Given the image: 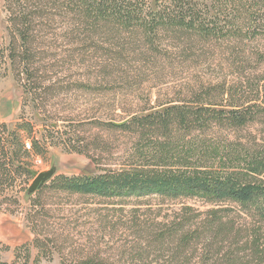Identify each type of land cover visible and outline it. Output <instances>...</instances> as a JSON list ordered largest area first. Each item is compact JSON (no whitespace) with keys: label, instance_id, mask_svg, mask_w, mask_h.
Segmentation results:
<instances>
[{"label":"trees","instance_id":"obj_1","mask_svg":"<svg viewBox=\"0 0 264 264\" xmlns=\"http://www.w3.org/2000/svg\"><path fill=\"white\" fill-rule=\"evenodd\" d=\"M3 3L9 43L0 49V65L8 61L26 98L30 94L34 98L43 96L53 88L46 85L47 81H55L46 78L48 71L44 70L43 44L48 40L43 29L54 30L56 18L67 19L79 34L126 31L138 33L150 45L159 38V43L172 45L180 55L190 52L200 56L197 50L217 47L221 63L240 79L244 76L235 70L264 59L245 48L248 42L264 35V0ZM249 80L254 81L250 92L242 84H229L226 77L208 89L202 85L193 89L192 99H171L141 111H124L126 116L119 120L99 122L118 136L113 146L101 140L89 143L74 129L70 136L76 137L66 144L67 151L90 157L99 173L73 177L57 174L29 197L27 220L35 246L46 253L62 237L58 229L50 232L47 228L50 221L59 224L56 218L51 220L49 199L64 200L75 195L101 201L159 196L169 201L197 200L211 206L201 211L184 204L170 222L157 223L154 239L158 244L173 246V259L181 264L194 260L197 264H264V128H259L264 125V82H260L264 74H253ZM219 96L227 100L212 101ZM31 128L30 122L19 124L13 132L2 126L0 195H5L27 171L29 154L42 153L37 141L24 139ZM244 133L250 137L242 136ZM105 153L109 160L103 156ZM10 198L20 206L19 199ZM142 243H137L136 252ZM199 244L204 247L199 249ZM0 264L10 263L0 258ZM78 264L109 263L97 254H87Z\"/></svg>","mask_w":264,"mask_h":264},{"label":"rangeland","instance_id":"obj_2","mask_svg":"<svg viewBox=\"0 0 264 264\" xmlns=\"http://www.w3.org/2000/svg\"><path fill=\"white\" fill-rule=\"evenodd\" d=\"M152 1L148 0L149 4ZM7 19L0 0V49L9 43ZM56 21L54 30L43 29L48 40L43 44V64L47 67L44 70L48 71L46 78L55 81H47L46 85L53 88L46 94L24 97L8 61L0 65V136L3 125L13 132L19 124L30 122L32 130L24 133V139L37 141L42 151L29 154L25 161L27 171L8 188L6 198L0 195V258L10 264H78L83 256L97 254L109 264H181L172 258V245L156 243L157 223L170 222L184 204L201 211L211 208L203 202L169 201L159 196L92 201L64 194V200L56 197L47 201L53 209L51 220L56 218L59 223L50 221L47 228L50 232L58 229L62 237L46 254L33 242L25 189L38 173L53 165L58 174L70 177L99 173L98 165L90 157L67 151L66 144L76 137L70 136L74 129L89 143L101 140L106 146H113L118 136L99 122L119 120L126 116L124 111H141L171 99H192L193 89L201 85L208 89L210 84L222 83L226 77L229 84H242L250 92L254 81L249 78L264 74V59L235 70L244 76L240 79L221 63L217 47L197 50L200 56L190 52L180 55L172 45L159 43V38L150 45L138 33L126 31L85 35L74 32L67 19ZM245 48L249 53L264 56V35L248 42ZM222 99L219 96L212 101ZM242 136L250 137L248 133ZM69 137L72 140L68 141ZM103 156L110 159L107 153ZM10 197L19 199L20 206ZM139 242H143L142 248L136 252ZM191 264L197 263L194 260Z\"/></svg>","mask_w":264,"mask_h":264},{"label":"water","instance_id":"obj_3","mask_svg":"<svg viewBox=\"0 0 264 264\" xmlns=\"http://www.w3.org/2000/svg\"><path fill=\"white\" fill-rule=\"evenodd\" d=\"M58 168L56 165H53L51 169L40 172L33 179L31 184L26 190V195L29 198L33 195L43 184L49 182L55 175L58 174Z\"/></svg>","mask_w":264,"mask_h":264},{"label":"built area","instance_id":"obj_4","mask_svg":"<svg viewBox=\"0 0 264 264\" xmlns=\"http://www.w3.org/2000/svg\"><path fill=\"white\" fill-rule=\"evenodd\" d=\"M27 148H30V144L29 143H27Z\"/></svg>","mask_w":264,"mask_h":264}]
</instances>
